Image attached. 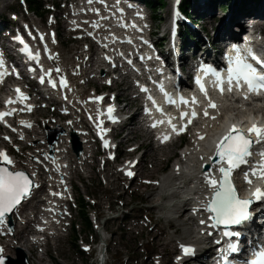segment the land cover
Segmentation results:
<instances>
[{
    "label": "snow or ice",
    "instance_id": "6c2138e0",
    "mask_svg": "<svg viewBox=\"0 0 264 264\" xmlns=\"http://www.w3.org/2000/svg\"><path fill=\"white\" fill-rule=\"evenodd\" d=\"M89 2H91V0H89ZM17 39L23 43L20 37H17ZM25 51L28 52L30 58H37L27 49V45H25ZM233 51L235 52V57H229L230 63L227 69L226 79L215 69L211 67L207 69L209 74L215 76V86L221 93L225 91V84L227 85V91L230 93L233 91V87L242 91L246 86L247 93H245V99H248L251 93L259 95L261 91H264V59L258 57L251 48L246 49V55H241V50L239 48L234 47ZM250 60L255 61V65L260 66L259 70ZM0 68H3L2 60H0ZM56 71L59 72L60 69L57 68ZM4 75L5 73L0 71V82L3 81ZM41 82H44L43 77H41ZM49 83H51L53 87H56L54 81L49 80ZM197 83L200 84L201 91L207 96V91L203 83H201L199 79ZM61 86H66V81L62 80ZM144 90L146 91V89ZM15 91L18 94V101L28 99L19 88L15 89ZM165 95L167 96V93H165ZM13 102L15 101L11 99L6 101V103ZM172 102L173 101L169 99V103ZM191 102L193 104L197 103L195 98H193ZM153 103H155V101H153ZM181 103L187 104L189 101L181 97ZM209 106L216 108V104L211 102V100H209ZM27 107L30 111L31 106ZM158 110L161 112L163 111L162 109ZM108 111L111 113L113 109L109 108ZM10 114L11 113L0 112V120H2L5 115ZM204 115L208 116L207 110H205ZM185 116H187V113L181 114L182 119ZM196 116L197 113L195 109H193L187 123H191L192 119ZM213 119H215V117H213ZM169 124L177 134L184 131V128L179 130L176 129V126L171 124V120H169ZM186 126L187 125H185V127ZM253 134L256 137L255 140L251 139ZM203 138V136H200V139ZM167 139H169V137L165 136L164 140ZM105 145L107 146V142H105ZM256 145L264 146V126L255 123L248 128L247 134L236 124H233L217 142L215 156L218 157L221 162L218 169L221 175L217 179L207 172L204 173L205 183L211 188L212 195L210 199H207L201 205V207L209 213L208 218L212 222L209 225L210 227L216 228L223 225L225 228L230 229L232 226H242L246 221L251 219V213L248 209L252 200L244 199L239 195L238 188L234 183L233 173L236 170H242L244 180L249 186L253 183L252 178L264 180V149H256ZM254 156H258L259 159L253 160L252 158ZM201 159H203V157H201ZM0 160L8 165L13 164V161H11L4 151H0ZM225 164L227 166H225ZM127 174L129 176L133 175L132 172H128ZM32 187L33 182L25 172L11 171L7 167H0V224L3 223L8 213H11L24 199L31 195ZM251 195L257 200H264V188L259 186L256 187ZM204 223L205 221L201 220V224ZM240 236L241 233L236 230L223 232V237L226 238V248L221 251L224 264H229L228 256L230 253H238L240 251L238 239ZM217 243H220V241H217ZM181 248L186 255L191 254L193 251L190 247L184 245H181ZM2 251L3 248L0 246V253H2ZM252 256L254 258L246 260L244 264H264V245L253 250ZM0 264H3L2 256H0Z\"/></svg>",
    "mask_w": 264,
    "mask_h": 264
},
{
    "label": "rangeland",
    "instance_id": "374dc122",
    "mask_svg": "<svg viewBox=\"0 0 264 264\" xmlns=\"http://www.w3.org/2000/svg\"><path fill=\"white\" fill-rule=\"evenodd\" d=\"M12 2H13V0H0V6L1 7H5V6L6 7H10ZM219 12L220 11L217 10V9L214 10V14L217 17V19L222 17V15L219 14ZM143 144L145 146V143H143ZM146 150H147V148H146ZM147 153H149V154H147V156H146L147 163L145 164V169L147 170V173L149 175H153L154 176L155 174L159 173L160 170L166 164L164 162L161 163V161L165 160V158L168 155V151H166L165 154L160 155L159 159H156V155L155 154H154L155 157H152L151 156L152 154H150V152L148 150H147ZM172 153L175 154V151H172ZM148 163H151V165H149ZM156 194L157 193L155 192L154 195H152L151 198L148 199V205L151 206V207L153 205H159V207L158 208H154V210L158 214H160L162 212V207L165 204V201L160 200V195H156ZM160 241H163V240H160ZM162 249H163V247H162ZM65 258H67V261L70 264H78V263H76L74 252L72 250H69V251L66 252ZM85 260L86 259H84L83 264H85Z\"/></svg>",
    "mask_w": 264,
    "mask_h": 264
},
{
    "label": "bare ground",
    "instance_id": "6f19581e",
    "mask_svg": "<svg viewBox=\"0 0 264 264\" xmlns=\"http://www.w3.org/2000/svg\"><path fill=\"white\" fill-rule=\"evenodd\" d=\"M205 8L207 11H211L213 9V5L207 4V6ZM226 28H228V27H226ZM150 154H153V153H150Z\"/></svg>",
    "mask_w": 264,
    "mask_h": 264
}]
</instances>
